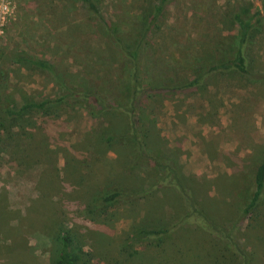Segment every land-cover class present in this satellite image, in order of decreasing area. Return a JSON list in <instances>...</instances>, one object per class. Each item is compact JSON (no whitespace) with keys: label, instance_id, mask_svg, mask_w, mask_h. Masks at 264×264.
<instances>
[{"label":"trees","instance_id":"1","mask_svg":"<svg viewBox=\"0 0 264 264\" xmlns=\"http://www.w3.org/2000/svg\"><path fill=\"white\" fill-rule=\"evenodd\" d=\"M76 1L90 14L89 20L68 24L67 51L59 63L23 52H14L17 58H12L32 74L49 75L53 95L38 98L23 91L19 99L18 86L11 92L7 87L13 72L0 70V144L9 161L18 159L19 168L42 166L43 174L64 171L49 182L46 196L58 197V203L49 200L52 211L43 230L37 231L47 239L43 254L49 255V264H263L264 155L256 156L264 154V147L253 146L256 162L250 167L248 197L230 210L222 199L207 200L194 185V174L182 172L158 126V112L174 94L206 93L205 98L210 86L226 77L264 86V69L253 49L261 14L252 22L234 13L237 36L201 44L194 54L180 46L184 37L172 35L169 41L176 53L155 57L158 39L151 29L162 25L168 0L147 1V14L134 18L127 29L104 17L99 0ZM159 38L167 42L165 36ZM76 48L83 59L71 66L69 53ZM177 54L183 56L182 63L174 60ZM208 99L216 108L213 98ZM191 108L185 112H193ZM82 111L96 124L70 147L63 141L51 148L50 138L59 141L62 135L58 128L49 130L46 119L66 115L69 122ZM207 112L201 105L197 114L205 119ZM90 160L101 177L82 174L92 166ZM240 165L239 159L235 167ZM120 209L127 210L131 224L114 241L115 222L123 218ZM242 218L250 219V234L258 240L250 251L235 235V222Z\"/></svg>","mask_w":264,"mask_h":264},{"label":"rangeland","instance_id":"2","mask_svg":"<svg viewBox=\"0 0 264 264\" xmlns=\"http://www.w3.org/2000/svg\"><path fill=\"white\" fill-rule=\"evenodd\" d=\"M10 1L7 2L10 6L7 23L0 28V70L13 72L8 91L16 90L18 86L16 95L19 99L23 91L34 93L38 98L51 96L56 91L51 84L52 78L37 72L32 74L20 66L12 59L14 52L59 63L60 55L67 51L68 44L64 42L69 40L65 38L68 24L73 20L86 23L90 14L76 0ZM147 1L156 4L159 0H99V3L104 17L120 21L127 29L134 18L147 14ZM236 12L252 22L260 16L257 12L263 17L258 24L257 43L253 49L259 67L264 69V0H168L162 25L151 29L158 39V44L153 48L156 50L155 57H171V53H176L177 47L169 41L172 35L184 37L180 46L184 49L190 47V51H184L192 54L201 44L213 45L216 38L236 37L239 27L232 17ZM161 36L167 38L166 43L161 41ZM77 49L75 53H69L71 58L67 62L71 66L83 59ZM174 60L182 63L183 56L177 54ZM169 61H173V58ZM204 95L186 96L181 93L167 97L158 112V126L174 148L182 172L186 176L194 174L197 181L194 185L201 188L205 198L222 199L230 210L237 209L247 199L250 189V167L256 162L252 157V148L254 145L264 147V86H250L238 77H226L219 85L210 86L209 93L202 98ZM208 97L213 98L216 108L212 109ZM190 105L193 112L186 113ZM201 105H204L205 111H210L205 119L197 114ZM66 119V115L57 121L46 119L49 130L58 128L62 135L59 141L50 138L51 148L57 147V143L61 146L63 141L70 147L96 124V120L85 111L74 115L69 122H65ZM78 152L75 155L82 158V153ZM263 155L261 153L256 158ZM9 157L0 144V264H35L40 258L43 264H49V255L43 254L47 239L43 241L37 231L45 227L52 211L49 200L58 203V197L48 199L46 196L49 182L57 174L62 177L64 171L61 169L59 173L47 171L43 174L44 167L39 165L19 168L18 159L9 161ZM58 157L61 168L64 160L61 155ZM91 157L95 158L93 154ZM239 159L241 165L236 168ZM90 162L92 165L93 160ZM96 169L97 166L92 165L81 172L85 177H101L102 173ZM126 211L120 209L123 218L115 222L114 241L120 232L130 229L131 221ZM138 216L139 221L143 211ZM250 222V219L242 218L235 222L234 228L237 240L246 245L249 251L258 243L250 234ZM227 225L230 228L231 223ZM260 240L264 245V240ZM114 244L112 242L113 249ZM263 245L260 251L262 261Z\"/></svg>","mask_w":264,"mask_h":264},{"label":"built area","instance_id":"3","mask_svg":"<svg viewBox=\"0 0 264 264\" xmlns=\"http://www.w3.org/2000/svg\"><path fill=\"white\" fill-rule=\"evenodd\" d=\"M16 1V0H15ZM7 2H10V0H3V3L7 5V7L9 8L10 6L7 4ZM8 13H3V12H0V17H2V19H0V28L2 29L3 25L5 24L6 25V20H7V17H8ZM6 22V23H5Z\"/></svg>","mask_w":264,"mask_h":264},{"label":"clouds","instance_id":"4","mask_svg":"<svg viewBox=\"0 0 264 264\" xmlns=\"http://www.w3.org/2000/svg\"><path fill=\"white\" fill-rule=\"evenodd\" d=\"M9 11L10 9L3 3V0H0V12L8 13ZM0 19H2V17H0Z\"/></svg>","mask_w":264,"mask_h":264}]
</instances>
